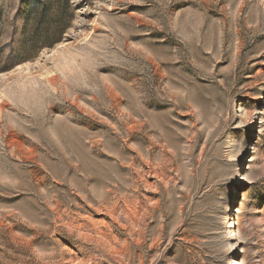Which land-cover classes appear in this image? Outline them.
<instances>
[{"label": "rangeland", "instance_id": "1", "mask_svg": "<svg viewBox=\"0 0 264 264\" xmlns=\"http://www.w3.org/2000/svg\"><path fill=\"white\" fill-rule=\"evenodd\" d=\"M65 1L0 0V264H264V0Z\"/></svg>", "mask_w": 264, "mask_h": 264}, {"label": "trees", "instance_id": "2", "mask_svg": "<svg viewBox=\"0 0 264 264\" xmlns=\"http://www.w3.org/2000/svg\"><path fill=\"white\" fill-rule=\"evenodd\" d=\"M67 1L65 2L67 3ZM47 20H49V7L47 5L37 2L29 8L26 24L35 22L34 31L29 36V47L31 49L37 50L44 47H51L61 40L64 33L60 25L61 23L54 25L55 27H50L46 24L44 30L40 31L39 26Z\"/></svg>", "mask_w": 264, "mask_h": 264}]
</instances>
